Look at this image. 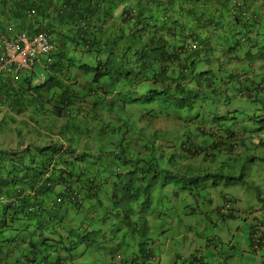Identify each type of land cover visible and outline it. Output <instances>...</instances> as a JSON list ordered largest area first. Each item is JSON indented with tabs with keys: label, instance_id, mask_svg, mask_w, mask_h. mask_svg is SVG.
Instances as JSON below:
<instances>
[{
	"label": "clouds",
	"instance_id": "9594fccd",
	"mask_svg": "<svg viewBox=\"0 0 264 264\" xmlns=\"http://www.w3.org/2000/svg\"><path fill=\"white\" fill-rule=\"evenodd\" d=\"M89 6L87 27L102 29L114 43L111 60L106 53L90 54L86 40L60 26L52 34L15 35L11 33L13 25L9 24L7 35L0 34V81L17 87V99L13 96L11 99L20 108L17 113L0 101V139L11 129H21L19 134H8L26 148L24 152L34 153L35 148L30 147L25 135L32 128L43 137V144L63 148L71 155L72 170L80 169L76 179L80 185L76 188L97 189L89 194L81 192L85 196L72 204L76 188L65 197L60 181L46 180L49 172L35 184L17 178V186L13 188L30 195L28 215L2 227L6 240L13 242L18 234L28 239L37 233L35 223L45 218L39 214L43 194L38 192L44 184L53 195L50 206L61 204L66 208L55 220L50 219L51 224L55 223L54 239L50 242L44 236L43 240L51 249L43 245L41 260L34 264H264L261 255L264 253V46L250 34V47L231 57L228 49L238 43L229 40H210L212 51L189 42L177 59L168 60L169 56L162 54V67L172 82L169 86L178 87L174 84L179 77L188 88L182 94L170 95L161 87H150L159 86L152 84L153 74L146 79L145 86L140 84L138 77L152 49L131 45L133 57L126 72L131 87L124 91L125 108L121 112L125 113L120 122L116 113L101 104L80 107L69 104L86 85V73L89 76L91 69L116 63L125 31L132 27L140 30L143 24L137 5H131V1H94ZM59 34L68 49V53L63 52L64 74L55 70L56 54L61 51L56 52L59 44H55L53 36ZM246 40L242 38L240 43ZM221 60L230 65L218 69ZM225 68L230 74L223 71ZM204 74L207 75L203 77ZM50 83L54 87L48 89ZM36 101L45 111L42 116L33 112L34 108L38 110ZM89 118L91 123L114 120L113 125L122 135L107 133L89 138L83 128L74 125L86 123ZM142 132L147 133L146 140H136L135 136ZM219 143L230 146L227 155L214 154L213 149ZM19 150L16 148L17 153ZM151 153L155 157L169 156L178 168L187 167L184 176L163 191L161 201L154 198L159 208L150 216V230L131 247L108 253L107 237H97L99 232L89 226L88 219L104 217L101 228L107 227L110 218L115 217L112 208L109 214L105 205L112 196L111 184L106 182L111 179L112 170L139 156L149 161ZM63 170L71 171L68 165ZM154 171L157 176L163 173L155 167ZM149 178L154 179L150 173ZM5 180L0 177V189L11 186ZM135 190L139 193H127L125 198L153 197L156 192L147 191L143 195L142 188ZM7 205L1 198L0 206ZM101 205L106 208L96 212ZM179 216L187 223L185 227L179 225ZM196 217L200 218L199 233L193 232L198 225ZM231 221L241 224L235 230ZM240 227H246L247 238L234 248V239L227 237L234 230L237 234L231 236H241ZM208 230L216 234L210 236ZM92 240L99 243L88 247ZM224 242L229 243L231 252L219 247ZM15 244L21 246L22 241ZM236 258L240 260L236 262ZM0 264L27 263L16 255H3Z\"/></svg>",
	"mask_w": 264,
	"mask_h": 264
},
{
	"label": "trees",
	"instance_id": "16d2710c",
	"mask_svg": "<svg viewBox=\"0 0 264 264\" xmlns=\"http://www.w3.org/2000/svg\"><path fill=\"white\" fill-rule=\"evenodd\" d=\"M104 2L113 3L115 0H0V34L7 35V26L11 27V33L15 35L21 33H38L47 32L52 34V30L56 26L65 28L70 34L78 39L86 40L87 51L94 55L106 53L111 60L115 52V45L112 41L105 37L102 29H89V14L91 3ZM119 2H130L131 5H137L138 17L143 24L140 30L129 28L125 31L123 48L119 52L120 56L116 63L110 64L104 68H95L89 70V76L86 73V85L80 93L74 98L69 106H88V103L101 104L109 111L117 114L116 120L122 118L125 112H121L125 108L123 103L126 97L125 90L131 85L128 84L129 70L128 63L133 57L130 46L139 44L143 49H152L151 55L146 62L141 76L138 77L140 84L145 86L146 79L153 74L152 88H159L170 95L182 94L187 90L179 79L174 85L170 76L166 74L162 67V54L168 55L169 59H177L180 57L184 47L189 42L196 43L201 47H206L212 51L210 40L220 42L223 40L238 43L235 48L230 47L228 54L231 57L233 53L238 54L246 51L250 45L251 37L256 41H260L264 46V0H118ZM106 6V5H105ZM243 20L242 22L237 21ZM61 28V29H62ZM61 34L53 36L57 41L55 70L63 73L65 63L64 53H68V49L61 40ZM242 38L247 39L244 43H240ZM52 39V38H51ZM53 40V39H52ZM249 55V52L247 53ZM218 69L222 66L228 67V61L218 62ZM226 74L230 71L225 68ZM207 74H204L205 77ZM202 74L197 77H201ZM205 80H209L206 78ZM52 83L48 85V89L53 88ZM207 89V88H205ZM17 87L0 81V101L17 113L20 108L11 99L16 96ZM37 108L33 112L37 116H42L45 111L40 102H37ZM125 111V110H124ZM26 112V110H25ZM91 119H87L86 123L74 122V125L83 128L84 133L89 138L95 136L102 137L107 133L120 134L115 125L114 120L105 123H91ZM21 129H11L6 132L5 136L0 139V177H5V184L10 187L0 189V199H4L9 205L0 206V256L16 255L27 264L38 263L41 260V247L44 245L47 249H51L44 243V236L48 241L54 239L52 231L55 223H50V219L55 220L63 211L65 206L61 204L54 207L50 206L53 201L51 189L42 184L38 188L39 194H43L41 216L43 221L36 222L37 233L26 239L21 234L16 235L13 242H8L1 231L2 227L7 223H15L23 216L28 215L27 203L30 202V195L24 190H16L17 178L28 181L29 184L40 183L45 174L49 172L46 180L53 182H61L63 184V195L68 197L72 191L80 184L76 183V179L80 176V169L71 165L74 161L68 151L63 148L43 144V137L40 133L35 132L32 128L25 131L26 138L31 142L30 147H34L35 151L24 152L26 148L22 147L20 142L15 141L8 133H20ZM147 133L142 132L135 136L136 140H146ZM14 143L18 144L17 146ZM19 148L20 152H16ZM231 148L228 145L219 143L213 149L214 154L227 155ZM214 154L212 156H214ZM204 162H207L204 161ZM69 166L71 171L65 172L63 169ZM154 167L163 173L157 176ZM185 168L174 166L169 156L155 157L151 153L150 160L139 156L135 160L123 161L118 167L112 170L109 184L110 199L105 202L109 214L111 208L115 212V217L110 218L107 227L101 228L102 218L88 219L89 226L99 232L97 237L107 239L106 251L111 253L120 249H127L139 241L151 228L152 222L150 216L155 215L159 208L158 201L162 199L163 191L167 190L169 185L184 176ZM149 173L154 179L149 178ZM157 178V179H156ZM14 183V184H12ZM142 188L143 195H147V191H156L152 197H144L131 195L127 198L126 194L131 192L139 193ZM156 188V189H155ZM95 187L76 188L73 193L72 204L77 198L84 197L85 194L96 192ZM100 190H104L100 188ZM125 198V199H124ZM128 203V200H130ZM101 205L96 212L103 211L106 206ZM95 212V213H96ZM49 220H47V219ZM179 225L185 227L187 223L183 217H178ZM8 221V222H7ZM194 223H197L194 222ZM166 233V231H164ZM22 241L21 246L15 243ZM99 242L93 240L87 243L88 247L94 246ZM34 262V263H33Z\"/></svg>",
	"mask_w": 264,
	"mask_h": 264
},
{
	"label": "rangeland",
	"instance_id": "374dc122",
	"mask_svg": "<svg viewBox=\"0 0 264 264\" xmlns=\"http://www.w3.org/2000/svg\"><path fill=\"white\" fill-rule=\"evenodd\" d=\"M236 188L237 187H235L234 189H236ZM196 218H197V221H198V225H197L196 229L193 232L194 233H199L200 232V225H199L200 218L199 217H196ZM231 224H232V228L234 227L235 230H236L237 226H240L241 223L240 222L231 221ZM235 230L234 231H230L229 234H228V237H227V238H229V240L230 239L231 240L234 239V242L232 243V246L234 248L237 247V243H240L243 239L247 238V229H246V227H240L239 228L240 235L243 236V238L241 236H236V237L231 236V234H235L236 233ZM208 232H209L210 236H214L216 234V232H214V231L208 230ZM226 234H227V232H226ZM219 247L220 248L223 247L225 252L226 251H229V252L232 251V249L229 248V243H227V242H224V245L223 246L220 245ZM261 255L264 256V253L262 252ZM239 260L240 259H238V258L235 259L236 262H238Z\"/></svg>",
	"mask_w": 264,
	"mask_h": 264
}]
</instances>
